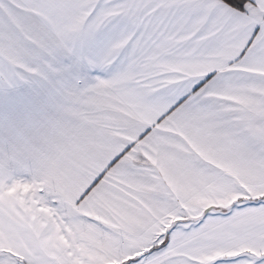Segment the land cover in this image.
I'll list each match as a JSON object with an SVG mask.
<instances>
[{
	"label": "snow or ice",
	"instance_id": "6c2138e0",
	"mask_svg": "<svg viewBox=\"0 0 264 264\" xmlns=\"http://www.w3.org/2000/svg\"><path fill=\"white\" fill-rule=\"evenodd\" d=\"M0 264H264V0H0Z\"/></svg>",
	"mask_w": 264,
	"mask_h": 264
}]
</instances>
